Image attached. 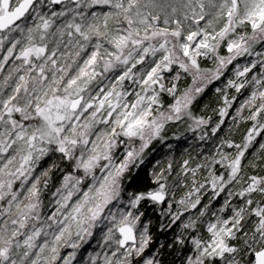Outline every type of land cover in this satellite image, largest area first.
<instances>
[{
	"label": "snow or ice",
	"instance_id": "snow-or-ice-1",
	"mask_svg": "<svg viewBox=\"0 0 264 264\" xmlns=\"http://www.w3.org/2000/svg\"><path fill=\"white\" fill-rule=\"evenodd\" d=\"M94 6L108 10L89 13ZM61 18L65 19L57 24ZM29 20L34 23L24 26ZM9 39L11 46L5 49ZM261 41L264 0H0V51H6L0 71L14 57V67L0 84V217H6L0 220V264H56L62 246L78 249L105 220L110 226L104 244L115 247L102 258L96 253L92 264H133L135 258L161 264L157 254L145 255L152 242L151 221L141 209L167 204L164 215L170 216V223L164 227L170 228L185 212L201 206L206 184L212 189L210 199H216L233 182L241 183L245 154L257 137H264V79H248L258 64L264 69V59L234 66L235 78L227 81V88L239 93L249 84L256 86L236 109L237 116L252 126L242 143L223 141L236 150L234 155L218 150V160L213 157L211 163L195 168L184 161V172L193 177L201 168L210 170L204 183L193 180L191 190L178 201L183 211L173 212L163 172L153 174L154 187L129 192L126 185H131L133 170L144 163L152 141L163 139L168 122L188 117L193 131L209 124L211 117H196L190 110L196 96L238 57H264V52L254 50ZM222 45L228 55L220 54ZM209 57L215 68L202 69L200 58ZM173 65L193 74V87L181 95L175 83H164V73ZM179 78L177 73L174 79ZM9 81L14 83L5 94ZM126 81L136 89H126ZM165 92L174 103L162 111ZM235 99L223 94L221 119L213 134ZM245 109L248 115L241 116ZM136 140L138 147L132 144ZM120 145H125L122 154L117 152ZM57 153L71 171L53 193L55 211L41 223L42 188H47L49 173L59 164L33 174L42 159ZM217 164L227 175L217 174ZM255 193L260 200H254ZM227 196L220 214L212 212L211 219L203 221L209 209L203 204L196 219L183 224L193 233L203 227L208 234L207 239L195 234L188 239L195 256L186 264H213L217 259L241 264L236 259L241 254L245 264H264V176L248 177L239 191L229 190ZM233 196L242 198L240 205L231 202ZM110 205L122 207L113 212ZM226 212L229 215H222ZM249 221L251 234L245 231ZM42 235L51 239L38 245ZM240 239L242 247L234 243ZM176 242L183 245L185 238ZM75 256V251L69 253L63 264H72Z\"/></svg>",
	"mask_w": 264,
	"mask_h": 264
},
{
	"label": "trees",
	"instance_id": "trees-1",
	"mask_svg": "<svg viewBox=\"0 0 264 264\" xmlns=\"http://www.w3.org/2000/svg\"><path fill=\"white\" fill-rule=\"evenodd\" d=\"M75 7L74 4L70 5ZM62 6H56L57 10ZM107 6H94L91 9H88V12H104L107 11ZM65 18H61L60 21H57V24H60ZM33 21L29 20L24 22V26H30ZM250 34V29H248ZM15 37L20 38V34L16 33ZM66 39V36H65ZM67 40V39H66ZM9 42L5 43L4 47L7 48ZM264 41H261L255 45V51L264 52ZM19 48V45H18ZM61 49H64V46L61 45ZM69 49L68 51H71ZM221 55H228L226 47L221 46L220 49ZM84 54H82L83 56ZM264 59V57L256 56H241L238 57L232 64L228 65L227 69L224 70V74L220 77L219 80H214L209 84L203 91V93L196 96L193 104L191 105V112L196 117H211L209 124L196 128L195 131L192 130L194 127L192 119L184 117L179 121H170L165 125L163 132L161 133L163 139L153 140L149 147L145 150L143 154L144 163L138 168H135L131 177V185H126V190L129 192H134L137 190H143L147 186H155L153 174H159L163 172L167 178V186L172 193L170 196V202L172 203L173 212L179 210L183 211V207L178 204V201L184 197L185 193L191 190L193 186V180L198 183H204L208 178L209 170L208 168H201L196 173L195 177L192 176L191 172H184V161H188V168H195L197 165H204L206 163H211L212 158L219 159L218 150L235 154L234 148H228L223 144V141L229 140L235 143H242L244 137L246 136L247 131L251 128V121H246L241 117L237 116L236 109L244 103V101L249 97L250 93L256 90L254 84L247 85L239 93L235 89L227 88V81L229 79H234V66L235 65H245L249 64L253 60ZM20 63V62H19ZM200 67L202 69H214L215 63L213 58H200L199 60ZM8 71V70H7ZM7 71L0 72V81ZM119 72L117 70L116 74ZM179 74V80H175L174 77ZM257 76V78L264 79L262 75V67L260 64L257 65L251 73L248 74V79H251L252 76ZM114 77V76H113ZM112 77V78H113ZM107 82V81H106ZM164 83L166 86L170 87L173 83L176 84L177 95L183 94L186 89L193 87V74L191 72H184L178 65H173L171 72L164 73ZM93 89L97 86L94 84ZM125 87L128 90L136 89V85L131 84L130 82H125ZM11 86L8 90L5 91V94L10 91ZM220 88L221 92H217L216 89ZM227 93L229 98L235 96L236 99L233 102L231 108L229 109L228 115L225 116L224 123L220 126L219 130L213 134L212 128L219 123L221 117L219 115V109L223 107L222 96L224 93ZM133 97H130L132 99ZM162 103L164 108L161 110H166L167 106L174 103V97L169 94L161 93ZM248 110L245 109L241 116H247ZM235 117V119H234ZM16 118L19 119V114H16ZM28 123V122H25ZM34 123V122H33ZM204 136V139L200 137ZM136 147L139 145L138 140L132 142ZM260 144H264V137H257L253 142L252 146L249 148L248 152L245 154V160L243 162V172H242V181L241 183L233 182L224 193L216 199H210L213 195L212 189L209 185H205V188L202 189V193L207 190V194L203 195L202 204L198 206L197 209H191L188 212H185L181 217V220L177 221L174 225L169 227H164L170 223V216L164 215L167 212V204L163 205H153L144 209L147 221H151L149 225L150 235L152 236V242L149 249L146 251V256H151L157 254L159 256L161 264H186V260L191 256L192 245L188 242V239L192 235H199L204 237L206 231L203 227H198L196 233H193L192 230H186L183 228V224L188 222L189 218L196 219L201 210L203 204H208V215L202 218L203 221L211 219L212 212H219V209L224 204L226 199H229L227 192L230 190L232 192H237L241 189L243 182L248 179V177L264 176V149L260 148ZM125 145H121L118 150L119 154L124 152ZM53 162L59 164V168H53L49 173L48 185L47 188H42L41 192V223L47 219L51 210L56 208L55 200L57 197L53 196V193L56 192L57 188H60L63 183L64 175L67 174L71 169L69 168L66 162L60 160L59 154H50L48 157H45L40 161L36 166L34 172L35 175H39L42 171L48 169ZM171 164V170H168V165ZM207 171V172H206ZM215 171L217 174L224 173L227 175L225 169L217 164L215 165ZM204 179V177H206ZM254 200H260L261 197L258 193L253 194ZM127 199V197H126ZM231 202L234 205H240L242 198L233 196ZM106 211V210H105ZM50 212V213H49ZM49 213V214H48ZM6 217H0V220L5 219ZM256 218H253V221ZM103 223L107 224V221L98 222V225L92 230V236L87 239L86 242H81V246L78 249H72L68 246H62L60 248V259L56 261V264H63V259L68 256L69 253L75 251L76 256L72 261V264H92V257L96 253L101 254V258L105 252L111 253L115 245H112L109 250L104 244V237L107 232V229L104 226H101ZM108 225V224H107ZM106 225V226H107ZM39 226V224L37 225ZM253 228V222L249 221L245 224V231L251 234ZM26 229L25 231H29ZM183 236L185 238V243L183 245L177 243V238ZM24 237H20L22 241ZM246 238V237H245ZM44 239H51V237L41 236L40 240L37 242L38 245L43 242ZM238 246L242 247V239L235 241ZM85 245V246H84ZM83 247V248H82ZM37 249L33 250V256L35 258V252ZM195 253V252H194ZM227 255V254H226ZM242 255V254H241ZM241 255H237L236 259L241 260V264H245V260L241 258ZM142 264V258H137L133 261V264ZM97 264H101L100 261H97ZM213 264H225L224 260L217 259L213 261Z\"/></svg>",
	"mask_w": 264,
	"mask_h": 264
},
{
	"label": "rangeland",
	"instance_id": "rangeland-1",
	"mask_svg": "<svg viewBox=\"0 0 264 264\" xmlns=\"http://www.w3.org/2000/svg\"><path fill=\"white\" fill-rule=\"evenodd\" d=\"M14 34H16V33H13V34H12L13 37L16 36V35H14ZM15 38H16V37H15ZM64 39H65V38H64ZM66 39H67V37H66ZM66 39H65V43L67 42ZM8 42H9V44H8L7 48L11 46V42H12L11 39H9L8 41H5V43H8ZM7 48H5V49H7ZM69 49H72V48H71V45L68 46V49H67V50H69ZM5 54H6V51H0V59H2V57H3ZM14 55H15V54H14ZM13 59H14V57H13L12 59H10L9 62H8L7 64L4 65V69H3V71H5V70L7 71V70H8L7 73H5V76H6V75L12 70V68L14 67V65H13ZM15 63L18 64L19 61H15ZM138 67H139V66H138ZM0 72H1V71H0ZM115 75H116V72H114V73H109V74H108L109 78H112V77L115 76ZM262 75L264 76V69H262ZM3 78H4V76H3ZM3 78H2V80L0 81V84L3 83ZM13 83H14V81H9V87L12 86ZM9 87H8V88H9ZM8 88L3 89V91L5 92L6 90H8ZM173 102H174V101H173ZM138 143H140V142L138 141ZM138 146H139V145H138ZM138 146H137V147H138ZM120 147H121V145L119 146V148H120ZM119 148L117 149V152H118ZM118 154H119V153H118ZM206 172H207V171H206ZM206 178H207V176L204 177V179H206ZM61 185H62V184H61ZM60 187H61V186H60ZM204 193L207 194V190H205ZM124 199L126 200V197H124ZM109 207L112 209L113 212H117V211H119V208L122 207V206L113 207L112 205H110ZM125 210H127V209H125ZM54 211H55V209L51 210V211H50L51 213L49 212L50 214L48 213L49 215H47V216H50V215L52 214V212H54ZM107 211H108V210L106 209V211H105L106 214H107ZM218 214H220V213L218 212ZM222 215L227 216V215H229V213L226 212V213H223ZM107 224H108V225H107ZM107 224L103 223L101 226H104L106 229H108V227L110 226L109 223H108V221H107ZM106 225H107V226H106ZM97 226H100V225L97 224ZM207 237H208V234L206 233V235L204 236V238L207 239ZM84 246H85V245H84ZM82 248H83V247H82ZM109 248H110V247L107 246V249H108V250H109ZM191 256H193V257L195 256V253H194V250H193V249H192ZM136 259H137V258H135L133 261H135ZM137 264H139V263H137ZM142 264H143V263H142Z\"/></svg>",
	"mask_w": 264,
	"mask_h": 264
},
{
	"label": "water",
	"instance_id": "water-1",
	"mask_svg": "<svg viewBox=\"0 0 264 264\" xmlns=\"http://www.w3.org/2000/svg\"><path fill=\"white\" fill-rule=\"evenodd\" d=\"M18 23H20V22L18 21Z\"/></svg>",
	"mask_w": 264,
	"mask_h": 264
}]
</instances>
